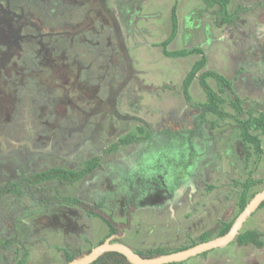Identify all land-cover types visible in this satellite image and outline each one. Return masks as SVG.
Wrapping results in <instances>:
<instances>
[{"label": "rangeland", "instance_id": "1", "mask_svg": "<svg viewBox=\"0 0 264 264\" xmlns=\"http://www.w3.org/2000/svg\"><path fill=\"white\" fill-rule=\"evenodd\" d=\"M172 7L176 9L177 32L166 49L175 51L193 45L205 48L202 51L205 57L208 53L206 63L196 76L212 69L232 81L234 94L241 99V114L229 104L234 95L227 91L221 94L216 81L208 77L210 87L225 99L219 109L228 115L206 113L204 123L195 127L190 122L185 131L183 125L177 124L187 114L191 120L189 114L198 113L194 108L206 101V96L197 77L190 87L192 103H186L181 90L182 79L201 55L169 57L159 45L170 34ZM234 11L236 19L222 23L218 5L206 6L203 0H146L135 19H128L132 24L120 25L132 73L114 100L113 112L108 107L104 109L105 120L93 129L106 134V142L97 133L90 151L98 153L105 145H117L130 134L145 140L135 145H117L92 173L74 181L58 177L27 183L21 187V194L2 197L0 241L10 237L18 239L19 244L0 249V264H18L23 257L24 264H66L68 255L77 259L109 237L111 243L123 244L133 252L153 248L174 251L201 243L204 235L208 240L221 237L218 232L222 224L239 214L237 202L242 192L264 190V182L244 189L247 182L264 178V132L250 130L259 136L258 153L243 139L235 118L264 113V64L258 62L259 52L252 45H261L264 51V0H230L227 12L232 15ZM234 25L237 33L231 32ZM235 33L239 39L245 33L248 39L233 45L228 35ZM110 42L119 49L115 38L111 37ZM118 55L122 57L121 52ZM238 64L240 70L236 68ZM6 82L7 78L0 77V87H6ZM99 94L105 101L110 98L106 92ZM137 116L144 123L134 118ZM165 128L171 130L169 138L165 133L159 135ZM68 145L73 148L70 140ZM60 157L61 153L59 160H54L58 168L77 169L78 161L71 164L75 166L72 169L71 165L59 163ZM30 176L31 172L26 177ZM158 183L165 184L168 195H156ZM134 195V209L127 216ZM154 196H159L158 203ZM74 201L99 204L115 221L126 222L124 232L107 236V225ZM258 207L244 220L240 231L246 227L264 231V206ZM235 238L179 264H250L252 257H263L250 244L238 245Z\"/></svg>", "mask_w": 264, "mask_h": 264}, {"label": "flooded vegetation", "instance_id": "2", "mask_svg": "<svg viewBox=\"0 0 264 264\" xmlns=\"http://www.w3.org/2000/svg\"><path fill=\"white\" fill-rule=\"evenodd\" d=\"M144 1L0 0V77L8 79L7 88L4 83L0 87V199L5 195L21 194L22 186L36 183L35 175L50 169L79 171L94 164L90 174L103 157L114 150L112 143L98 153L90 151L97 133L104 137L101 138L104 142L108 138L93 129L105 120L104 109L108 107L113 112L117 94L131 77L132 64L120 25L132 24L128 19H135ZM231 29L235 32L236 25ZM236 35L228 37H234L235 42L248 39L245 33L240 34L241 39ZM111 37L117 40L119 49L110 42ZM252 45L259 52H253L257 53L258 62L264 64L261 45ZM120 52L122 57L118 55ZM121 74L125 76L122 78ZM101 92L110 94V98L105 101L100 97ZM114 115L119 117L117 112ZM189 116L191 120L188 114L183 122L177 120L184 131L190 122L197 127L205 121L199 110ZM121 118L126 120L124 116ZM134 118L144 123L140 116ZM162 130L159 135L171 136L169 128ZM69 140L73 148L68 145ZM140 142H119L117 145L123 147ZM86 151H90L88 155L83 154ZM59 153L62 156L59 163L71 165L78 161L77 169L58 168L54 160H59ZM50 162L52 165L44 168ZM30 172L32 176L26 177ZM157 186L156 195L169 194L164 183ZM158 197L152 198L158 203ZM246 230L250 229L246 227L241 231ZM260 232L261 246L240 244L235 238L238 245L250 244L259 256L263 254L261 259L252 257L250 264H264V231ZM7 241L8 248L19 240L9 237L0 241V249H5ZM180 250L184 249L164 250V254ZM246 255L250 259L251 256Z\"/></svg>", "mask_w": 264, "mask_h": 264}, {"label": "trees", "instance_id": "3", "mask_svg": "<svg viewBox=\"0 0 264 264\" xmlns=\"http://www.w3.org/2000/svg\"><path fill=\"white\" fill-rule=\"evenodd\" d=\"M229 1L230 0H203L206 6H212L214 4L218 5V12L221 14L220 21L222 23H230L234 21L237 16L236 15L237 11L236 12L234 11L232 15L228 14L227 5ZM176 32H177L176 9L172 7L171 8L170 34L159 45H161L163 53L169 57H177V56L184 57V56H188L189 54H200L201 55V57H199L193 62V64L191 65V68L188 70V72L182 79V83H181V90H182V94L184 96L186 103H192L190 101L191 99L190 86L194 78L197 77L196 76L197 73L204 67L206 63V57L203 51L198 47L181 48L180 50L177 49L175 51L167 50L166 47L168 43L174 39ZM208 77H212L216 81V83L219 86V90L221 91L220 92L221 94L222 92L227 91L229 94L234 95V100L229 99V104L234 109L235 113L241 114L243 112L242 108L240 107L241 99H239V97H237L234 94V91L232 89V81L225 78L222 74L218 73L215 70L206 69V71H203L197 77L198 82L206 96V101L200 104H196V108L200 111L201 116H205L206 113L217 114L219 116L228 115V113H223V111L219 109L220 103L224 102L225 99L222 98L217 91H215L213 88L210 87V85L206 81ZM235 118L238 124L237 126L242 131L241 135L243 139L246 142L251 143L255 151L260 153L261 148L259 145L260 144V139L258 138L259 136L258 134H252L250 130H253V131L260 130L261 132H264V113L256 117L249 116L245 119H239V118L237 119V117ZM143 138L137 135H134V134H130V135H126L122 137V139L120 140V143L128 144L133 141L145 140ZM116 147H117L116 144L112 145L113 149ZM93 166L94 164H89L83 170H79V171H68V170L65 171V170H58V169H50L41 174H36L35 175L37 177L36 182H41V181H45L51 178H58V177L66 178L69 180L71 179L72 181H74L76 179L81 178V176H83L84 174L88 173ZM263 182H264V178L251 180L250 182H247L246 184H244V189H247L250 186V184H259ZM255 193L256 191H253L251 193H247L246 191L242 192L237 202V207H238L237 212H241L244 209L248 201L251 199V197L254 196ZM134 199H135V195L131 198L132 206H131L130 211L129 210L126 211V213H128L127 216L132 211V209H134L133 207ZM64 200H61V201H64ZM76 203H79V202H76ZM79 204H81L82 206L86 208L88 214L99 217L107 225L108 227L107 236L112 235V234L120 236L124 232L126 222L115 221L112 215L104 212L101 208H99L100 206L99 204H95L93 206L85 205L82 203H79ZM262 206H264V201H262V203L260 204V207ZM234 220L235 218H232L230 221L224 222L220 228V231L218 232L219 235L226 234L229 231ZM261 235H262V232L256 229H250L246 231H240L236 235V240L240 244L252 243L255 246H261L263 245V242L260 239ZM202 239H203L202 242L207 241L208 240L207 235L202 236ZM103 242L104 241L100 242V244ZM9 244L10 243L7 241L6 244L4 245V248H7ZM185 248L187 249V247H183L182 249H185ZM91 249L92 248L88 249L84 254L89 253ZM137 253L144 258H153L161 254H164L165 251L162 248H153V249H147V250H139L137 251ZM71 259H72V256L68 255V260H71ZM24 262H25V257H23L19 261L18 264H23ZM91 264H132V263H130L123 254L117 251H106L102 253L100 256H98Z\"/></svg>", "mask_w": 264, "mask_h": 264}, {"label": "water", "instance_id": "4", "mask_svg": "<svg viewBox=\"0 0 264 264\" xmlns=\"http://www.w3.org/2000/svg\"><path fill=\"white\" fill-rule=\"evenodd\" d=\"M262 201H264V190H261L254 194V196L248 201L244 209L237 215L229 231L225 235L213 240L201 242L184 250L162 254L153 258H144L138 253L133 252L129 247L123 244L111 243V237H109L103 243L99 244L96 247H93L89 253L84 254L77 259H73L67 264H89L106 251H117L123 254L132 264H165L183 261L199 252L222 246L228 243L232 238L236 237L244 220L258 207V205Z\"/></svg>", "mask_w": 264, "mask_h": 264}, {"label": "crops", "instance_id": "5", "mask_svg": "<svg viewBox=\"0 0 264 264\" xmlns=\"http://www.w3.org/2000/svg\"><path fill=\"white\" fill-rule=\"evenodd\" d=\"M232 29H233V28H232ZM231 35H234V34H231ZM235 35H236V34H235ZM231 38H232L231 41H232L233 45H235L234 37L231 36ZM235 38H236V37H235ZM221 39H224V38H221ZM236 42H238V41H236ZM194 46H196V45L189 46V47H188V46H185V47H183V48H191V47H194ZM198 48H200L201 50L204 49V50L206 51L205 48H203V49H202L201 47H198ZM207 55H208V53H207ZM207 55H206V57H207ZM199 56H200V55H199ZM236 68H237L238 70H240V69H241V66L238 64ZM238 70H237V72H238ZM190 87H191V86H190ZM190 89H191V88H190ZM190 96H191V101H193L192 91H190Z\"/></svg>", "mask_w": 264, "mask_h": 264}, {"label": "clouds", "instance_id": "6", "mask_svg": "<svg viewBox=\"0 0 264 264\" xmlns=\"http://www.w3.org/2000/svg\"><path fill=\"white\" fill-rule=\"evenodd\" d=\"M240 213V212H239ZM225 235V234H224ZM222 236V235H221ZM114 243H116V242H114ZM137 253V252H136ZM162 255V254H161ZM71 260H73V258L71 259ZM71 260H69V261H71Z\"/></svg>", "mask_w": 264, "mask_h": 264}]
</instances>
